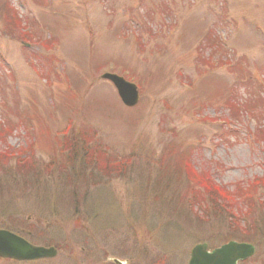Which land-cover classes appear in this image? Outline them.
Instances as JSON below:
<instances>
[{"label": "rangeland", "instance_id": "obj_1", "mask_svg": "<svg viewBox=\"0 0 264 264\" xmlns=\"http://www.w3.org/2000/svg\"><path fill=\"white\" fill-rule=\"evenodd\" d=\"M28 225L72 263L264 264V0H0V226Z\"/></svg>", "mask_w": 264, "mask_h": 264}, {"label": "water", "instance_id": "obj_2", "mask_svg": "<svg viewBox=\"0 0 264 264\" xmlns=\"http://www.w3.org/2000/svg\"><path fill=\"white\" fill-rule=\"evenodd\" d=\"M103 77L113 82L121 101L126 106H133L137 102L138 95L134 85L114 74L105 73ZM0 253L18 258L25 257L26 254L33 258L53 255L52 248L28 245L23 239L3 230H0ZM252 253L253 246L234 241L211 251H206L205 244H198L192 248L187 264H236L237 260L244 259Z\"/></svg>", "mask_w": 264, "mask_h": 264}, {"label": "flooded vegetation", "instance_id": "obj_3", "mask_svg": "<svg viewBox=\"0 0 264 264\" xmlns=\"http://www.w3.org/2000/svg\"><path fill=\"white\" fill-rule=\"evenodd\" d=\"M0 229H4L7 231H10L11 233H14L15 235L21 237L26 243L30 244V245H39V246H43V247H53L54 251H55V256L54 257H45V258H37V259H32V258H26V259H21L18 260L16 258H11V257H4L0 254V264H87V263H82V262H69L70 259L66 258L65 255L60 256V247L57 246L56 244H38L39 242L34 241V239L32 238L31 234H32V230L30 228V226L28 225V227H24L22 226L19 230L17 229L15 232L4 228L2 226H0ZM107 251L102 252V254H106ZM60 256V260L59 263L54 262V259L57 257L59 258ZM109 260L107 257H105V260ZM69 260V261H67ZM126 260V259H125ZM245 260L238 262V264H242L244 263ZM96 264H114L111 261L108 262H101V263H96ZM125 264H130L128 263V261L126 260Z\"/></svg>", "mask_w": 264, "mask_h": 264}]
</instances>
